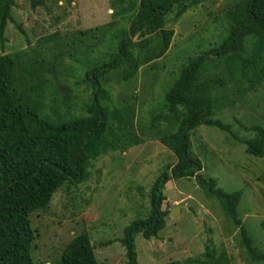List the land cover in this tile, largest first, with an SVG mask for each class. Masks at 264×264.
I'll return each mask as SVG.
<instances>
[{
	"label": "trees",
	"instance_id": "trees-1",
	"mask_svg": "<svg viewBox=\"0 0 264 264\" xmlns=\"http://www.w3.org/2000/svg\"><path fill=\"white\" fill-rule=\"evenodd\" d=\"M16 1L0 0L1 39L6 25L12 22L11 10ZM45 1L30 0L31 8L44 6ZM197 3L112 0L111 14L115 20L119 18L118 22L77 31L81 38L76 41L86 47V42L102 35L101 31L108 32V53L95 58L86 49L81 58L75 57L73 62L80 64L81 74L74 76L69 91L48 83L44 60H38L40 51L34 55L0 56V264H35L31 257L35 237L31 214L47 209L61 189L72 193L74 203L75 191L90 176L92 161L112 153L126 154L144 143L143 137L134 132V106L125 99L112 105L108 76L119 71L121 76L116 81L131 83L139 68L156 62L170 48L174 33L164 29L166 16L181 6L175 14L179 19ZM225 19L227 28L221 42L204 51L199 46L195 50L202 52H195V56L185 55L177 77L163 86V103L150 115L152 134L147 138L165 146L176 162L151 185L148 217L131 221L117 240L127 264H138L137 236L145 240L158 238L165 227L167 211L162 205L166 183L193 177L206 197L217 200L224 216L238 229L248 259L264 263V254L254 247L239 218L242 191L226 193L217 187L215 179L197 176L202 164L191 150V132L207 126L218 128L243 145L247 157L264 158L262 124L250 121V127L242 125L252 132L246 139L237 138L229 125L215 119L217 113L247 99L264 84V0H239L226 12ZM43 40L48 43L51 37ZM185 262L229 264V258L225 250L217 253L207 249L202 259L189 258ZM56 264H99L89 235H74Z\"/></svg>",
	"mask_w": 264,
	"mask_h": 264
},
{
	"label": "rangeland",
	"instance_id": "rangeland-1",
	"mask_svg": "<svg viewBox=\"0 0 264 264\" xmlns=\"http://www.w3.org/2000/svg\"><path fill=\"white\" fill-rule=\"evenodd\" d=\"M196 1L179 19L175 14L181 6L166 16L164 29H171L174 34L170 48L161 58L139 68L131 83H118L119 71L108 76L112 105L125 99L134 106V132L143 137L144 143L126 154L112 153L92 161L90 176L75 191L74 203L72 193L61 189L53 195L47 209L31 214L35 236L31 257L35 264H56L68 241L82 232L89 235L99 264H127L125 251L117 240L131 221L148 217L151 185L167 166L176 162L165 146L147 138L152 134L150 115L163 103L164 87L177 77L185 55L195 56L202 52H196L199 46L204 51L221 42L227 28L226 12L239 0ZM111 3L112 0H47L44 6L33 9L30 0L16 1L11 10L12 22L0 38V56L34 55L40 51L38 60H44L48 83L69 91L74 76L81 74L80 64L73 62L75 57L81 58L87 50L95 58L108 53V32L101 31L102 35L94 42H86V47L76 41L81 38L77 31L118 22L119 18L112 17ZM47 36L51 37L48 43L43 40ZM215 117L229 125L237 138H250L252 132L244 127H250V121L264 127V84ZM190 143L193 155L202 164L197 176L215 179L217 187L226 193L242 191L239 218L254 247L264 254V158L247 157L243 145L216 127L194 129ZM163 193L165 227L158 238L145 240L137 236L138 264H187L189 258L202 259L207 249L217 253L225 250L229 264H264L248 259L240 245L238 229L224 216L218 201L206 197L194 177L170 179Z\"/></svg>",
	"mask_w": 264,
	"mask_h": 264
},
{
	"label": "water",
	"instance_id": "water-1",
	"mask_svg": "<svg viewBox=\"0 0 264 264\" xmlns=\"http://www.w3.org/2000/svg\"><path fill=\"white\" fill-rule=\"evenodd\" d=\"M177 213V210L176 211H173L171 215H175Z\"/></svg>",
	"mask_w": 264,
	"mask_h": 264
}]
</instances>
